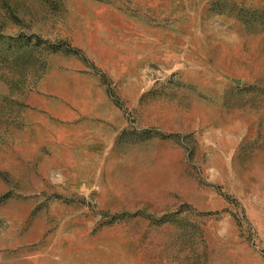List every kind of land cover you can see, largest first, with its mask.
I'll return each mask as SVG.
<instances>
[{
  "label": "rangeland",
  "instance_id": "rangeland-1",
  "mask_svg": "<svg viewBox=\"0 0 264 264\" xmlns=\"http://www.w3.org/2000/svg\"><path fill=\"white\" fill-rule=\"evenodd\" d=\"M0 264H264V0H0Z\"/></svg>",
  "mask_w": 264,
  "mask_h": 264
}]
</instances>
